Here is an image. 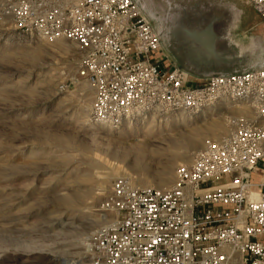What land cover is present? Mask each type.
Instances as JSON below:
<instances>
[{
    "label": "rangeland",
    "instance_id": "1",
    "mask_svg": "<svg viewBox=\"0 0 264 264\" xmlns=\"http://www.w3.org/2000/svg\"><path fill=\"white\" fill-rule=\"evenodd\" d=\"M62 1L0 0V264H87L91 234L102 224L95 208L116 179L168 188L208 141L247 124L264 132L254 106L215 92L198 98L201 106L192 111L155 113L118 128L94 122V89L78 75L86 49L75 40L42 38L17 18L29 20ZM143 1L176 30L162 52L187 84L204 87L211 72L264 67V21L248 0ZM180 18L189 29L212 23L213 42L174 27ZM231 43L248 57L225 60Z\"/></svg>",
    "mask_w": 264,
    "mask_h": 264
},
{
    "label": "built area",
    "instance_id": "2",
    "mask_svg": "<svg viewBox=\"0 0 264 264\" xmlns=\"http://www.w3.org/2000/svg\"><path fill=\"white\" fill-rule=\"evenodd\" d=\"M251 1L264 21V0ZM19 16L20 27L42 38L86 49L78 75L94 89L96 123L118 128L192 111L213 92L250 103L264 118V68L187 84L134 0H66L29 20ZM95 210L102 224L87 264H264V132L247 124L208 141L168 188L119 177Z\"/></svg>",
    "mask_w": 264,
    "mask_h": 264
},
{
    "label": "water",
    "instance_id": "3",
    "mask_svg": "<svg viewBox=\"0 0 264 264\" xmlns=\"http://www.w3.org/2000/svg\"><path fill=\"white\" fill-rule=\"evenodd\" d=\"M134 1H136L138 3L140 9L143 12H145L150 17V19L153 21V23H154L153 26L155 27L156 31L158 32V34H159V36H160V38L162 40V43H165L167 45H171L172 38L174 36L175 37L178 36V34H176V30L172 31L169 28H166V26L164 24V21H162L160 19V17L157 15V13L145 1H143V0H134ZM248 1L251 3L252 7L255 8V6L252 3V1L251 0H248ZM229 5H228L227 11L230 9ZM219 17H221V14L219 15ZM219 17L215 16L213 18L212 22L213 21H217L219 19ZM224 19L226 20V23H229V25L233 24V23L228 22L227 15H226V17ZM203 21L204 20H200V25L202 24ZM182 22H183L182 19L181 20H179V19L174 20V27L176 26V24H182L181 27L184 28L185 33L187 35H189L191 38H193L194 40L195 39H199V40H203L205 42H213V40L215 38V33H214V30H213L212 23L205 24L206 23L205 22L204 23L205 25L202 26V27H199L198 29H189L188 27H186L187 23H182ZM207 23H209V21ZM259 44H261V43L259 42ZM228 46H229V49H230V52H231L229 54L226 53V55H225V60H227L228 62H231V61H234V60H243V59L247 58L249 53H250L249 50L246 51V50L243 49V47H240L239 45H235L233 43L229 44ZM254 46H255V48L260 47V45H258V42H257V45L255 44ZM237 49H239V50L242 49L241 51H242L243 54L241 56H237ZM263 63H264V61H263ZM261 68H264V67H261ZM251 71L252 70H249V69H246V70H234V71H218V72H211L208 75L210 76V78H212V77H229V76H233V75L247 74V73H249Z\"/></svg>",
    "mask_w": 264,
    "mask_h": 264
},
{
    "label": "bare ground",
    "instance_id": "4",
    "mask_svg": "<svg viewBox=\"0 0 264 264\" xmlns=\"http://www.w3.org/2000/svg\"><path fill=\"white\" fill-rule=\"evenodd\" d=\"M246 2L248 3V5L251 4L249 1H246ZM193 112H194V111H193ZM164 186H166V185H165V181H163V183L160 182L159 187H164ZM60 203H61V202H60ZM92 234H93V236H94V233H92ZM92 234H91V237H93Z\"/></svg>",
    "mask_w": 264,
    "mask_h": 264
}]
</instances>
